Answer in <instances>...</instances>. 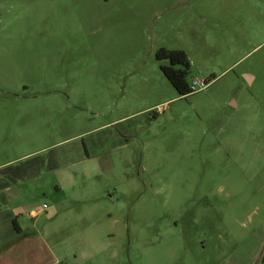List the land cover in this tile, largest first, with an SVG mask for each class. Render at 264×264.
<instances>
[{
    "label": "rangeland",
    "instance_id": "1",
    "mask_svg": "<svg viewBox=\"0 0 264 264\" xmlns=\"http://www.w3.org/2000/svg\"><path fill=\"white\" fill-rule=\"evenodd\" d=\"M0 177V264H264V0H0Z\"/></svg>",
    "mask_w": 264,
    "mask_h": 264
},
{
    "label": "trees",
    "instance_id": "2",
    "mask_svg": "<svg viewBox=\"0 0 264 264\" xmlns=\"http://www.w3.org/2000/svg\"><path fill=\"white\" fill-rule=\"evenodd\" d=\"M159 58H168L170 64L162 65V70L172 85L181 95H187L194 91L191 88V82L188 80V70L191 62L184 50H166L162 49L158 53ZM181 64L183 68H178L176 65ZM9 183H4L7 185Z\"/></svg>",
    "mask_w": 264,
    "mask_h": 264
},
{
    "label": "crops",
    "instance_id": "3",
    "mask_svg": "<svg viewBox=\"0 0 264 264\" xmlns=\"http://www.w3.org/2000/svg\"><path fill=\"white\" fill-rule=\"evenodd\" d=\"M34 169V168H33ZM0 179H1V177H0ZM7 187H9V184H7V185H0V188L1 189H5V188H7ZM37 212H39V210H37ZM8 221H12V223H13V225H12V227H13V230H10L8 233H10V234H12L13 236H15L16 234H19V236H21V235H23V236H27L29 233H32L31 231H29V232H24L23 233V227H22V225L18 222V220H16L15 218H13V217H10V220H8ZM8 223H10V222H8ZM33 234V236H36V234H38V231H37V233H32ZM45 244V243H44ZM17 245V244H16ZM45 248H47V250H48V252H49V255H51L53 258H54V261L53 262H55V263H59L60 262V259L59 258H57V256H56V253H55V251L52 249V247H48V244L46 243L45 244ZM15 252H18V251H16L15 250V248L13 247V246H9L7 249H5V251L3 252V254H7L6 255V257L7 258H9V259H14V256L15 255H13ZM8 254H10V255H8ZM5 259V258H4Z\"/></svg>",
    "mask_w": 264,
    "mask_h": 264
},
{
    "label": "built area",
    "instance_id": "4",
    "mask_svg": "<svg viewBox=\"0 0 264 264\" xmlns=\"http://www.w3.org/2000/svg\"><path fill=\"white\" fill-rule=\"evenodd\" d=\"M198 83H199L198 81L192 82L191 83V88L194 89V90H196ZM202 83H204V82H202ZM45 207H46V205H45ZM37 213H38L37 211H32L30 214L31 215H36Z\"/></svg>",
    "mask_w": 264,
    "mask_h": 264
}]
</instances>
